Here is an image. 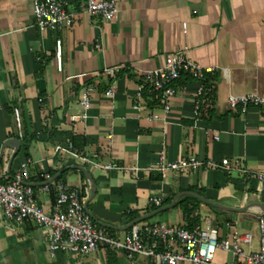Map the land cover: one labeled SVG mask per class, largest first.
<instances>
[{"label": "crops", "instance_id": "crops-1", "mask_svg": "<svg viewBox=\"0 0 264 264\" xmlns=\"http://www.w3.org/2000/svg\"><path fill=\"white\" fill-rule=\"evenodd\" d=\"M115 1L118 16L106 22L83 13L84 0H68L71 23L41 33L33 25V0H0V155L5 142L20 141L17 153L7 147L0 157L2 181L30 161L29 183L39 206L52 210L56 184L75 187L94 223L113 238L147 224L180 227L175 206L139 220L190 189L235 210L264 206V182L240 172L264 173V108L242 113L227 105L230 95L264 98V0ZM185 47L188 59L213 70L206 76L214 81L202 115L195 109L198 82L187 76L177 83L167 114L156 93L139 90L144 72L162 68L167 55ZM117 67L116 79L105 76L107 68ZM87 88L91 106L83 118L79 102ZM110 89L112 97L105 95ZM40 95L47 98L44 109ZM160 155L168 161L194 157L202 169L164 176L149 172ZM223 162L233 171L209 166ZM108 165L112 169L100 168ZM82 170L94 182L93 195ZM154 198L162 199L159 208L151 204ZM253 206L241 213L215 212L202 203L198 227L205 229L210 220L223 238L232 228L250 232L256 251L262 211ZM49 233L31 222L8 227L0 213V264H152L105 247L87 256L58 252L51 258ZM233 260L228 253L215 254L218 264Z\"/></svg>", "mask_w": 264, "mask_h": 264}, {"label": "built area", "instance_id": "built-area-1", "mask_svg": "<svg viewBox=\"0 0 264 264\" xmlns=\"http://www.w3.org/2000/svg\"><path fill=\"white\" fill-rule=\"evenodd\" d=\"M68 0H33V25L39 32H58L63 26L71 23V15L67 13ZM80 10L89 17H98L106 22L115 20L119 10L115 0H84ZM186 33V25L182 26ZM188 48L173 52L165 57L164 66L160 69L144 72L140 77V87H147L156 93L160 107L165 114L170 108L171 99L176 94V86L183 76L198 82L195 109L197 115L207 112L208 100L204 80L212 69L203 68L187 58ZM55 64L61 72V41L56 40ZM121 68H107L105 76L116 79ZM91 89L84 90L80 97V108L83 118L91 106ZM114 96L112 89L105 93ZM140 97V93L137 94ZM230 110L240 108L245 113L249 107L264 108V98L253 95H230L227 100ZM21 137V136H20ZM68 148L72 149L71 144ZM30 161L23 162L15 175L2 181L0 175V213L8 227L31 222L37 227L49 230L46 240L48 254L51 258L58 252L74 256H87L100 247L121 252L128 260L135 257H145L152 264H218L215 254L222 251L233 256L229 264H264V215L257 220L258 249L253 251L252 234L232 228L227 237H222L219 230L206 220V228H195L186 231L179 227L165 224H147L143 227H133L124 238H113L98 227L85 209V198L79 190L65 183L55 185L56 198L50 212H46L35 200L33 188L29 183ZM213 168H221L227 172L233 171L228 162L221 164L209 163ZM102 169H112V166H100ZM202 169V164L194 157L168 161L160 155L149 172L161 176L167 173H189ZM243 176L264 182V173L251 174L240 170ZM49 193V186L44 187ZM151 204L157 208L162 205V199L154 198Z\"/></svg>", "mask_w": 264, "mask_h": 264}, {"label": "trees", "instance_id": "trees-1", "mask_svg": "<svg viewBox=\"0 0 264 264\" xmlns=\"http://www.w3.org/2000/svg\"><path fill=\"white\" fill-rule=\"evenodd\" d=\"M212 81H214L212 78L210 77H205L204 80V84L206 87V90L210 91V87L212 84ZM208 96H210V92L208 94ZM212 96V95H211ZM159 99V98H158ZM38 101L40 104V108L44 109L47 103V98L44 95H40L38 97ZM158 101V100H156ZM70 143L72 144V146L76 147L78 146L77 141L75 138L70 137L69 138ZM53 190V189H52ZM189 191L193 192L192 189H190ZM54 191H51V195H52V202H55V198L53 195ZM174 199V196H172L167 203H171ZM202 205V203L190 196H184L181 197L177 203L175 204L174 208H178L181 214V220L183 222V225H181L179 228H182L186 231H193L196 227H198L200 225V217H199V208ZM215 212H219L218 210L212 208Z\"/></svg>", "mask_w": 264, "mask_h": 264}, {"label": "water", "instance_id": "water-1", "mask_svg": "<svg viewBox=\"0 0 264 264\" xmlns=\"http://www.w3.org/2000/svg\"><path fill=\"white\" fill-rule=\"evenodd\" d=\"M19 146H20V141L17 140V139H12V140H8L7 142H5L2 146V150H1V155L0 157L3 155V151L5 150V148L9 147L11 149H14L15 150V153L18 152L19 150ZM82 172L85 174V177L89 183V186L91 188V195H93L94 191H95V186H94V182L91 178V176L85 171V170H82ZM184 196H190V197H193L197 200H199L201 203L205 204V205H209L215 209H219V210H223V211H227V212H236V213H241V212H244L246 209H248L249 207H255L253 205H256L257 208H259L261 211H262V214L264 215V206L262 205H259V204H251V206H248L247 208H245L244 210H235V209H231V208H227V207H224V206H221L219 204H215V203H212L210 202L209 200H207L206 198H203L193 192H182L180 194H178L172 201V203L169 205V206H166V207H163V208H160L158 209L156 212H154L153 214H150L149 216H145L144 218H141L139 221H143L144 219H147L149 218L150 216H154L160 212H163V211H166V210H169L171 208H173L175 206V204L177 203V201L181 198V197H184ZM86 209V207H85ZM86 212L89 214V212L87 211L86 209ZM137 222H134L133 224H135Z\"/></svg>", "mask_w": 264, "mask_h": 264}]
</instances>
